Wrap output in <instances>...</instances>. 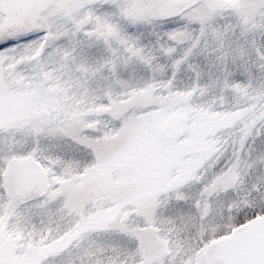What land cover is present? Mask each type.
<instances>
[{
	"label": "snow or ice",
	"instance_id": "snow-or-ice-1",
	"mask_svg": "<svg viewBox=\"0 0 264 264\" xmlns=\"http://www.w3.org/2000/svg\"><path fill=\"white\" fill-rule=\"evenodd\" d=\"M0 264H264V0H0Z\"/></svg>",
	"mask_w": 264,
	"mask_h": 264
}]
</instances>
